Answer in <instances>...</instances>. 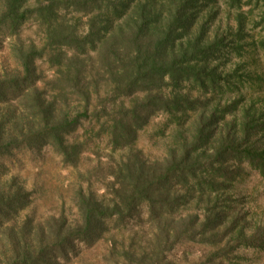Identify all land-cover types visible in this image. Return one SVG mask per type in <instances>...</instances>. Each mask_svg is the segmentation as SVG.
<instances>
[{
    "label": "trees",
    "instance_id": "1",
    "mask_svg": "<svg viewBox=\"0 0 264 264\" xmlns=\"http://www.w3.org/2000/svg\"><path fill=\"white\" fill-rule=\"evenodd\" d=\"M258 50L264 0H0V264H86L98 246L93 264L191 248L223 264L261 246L230 193L244 165L264 179V98L242 105ZM158 114L171 129L150 159L135 145ZM46 148L77 184L69 212L36 218L11 169Z\"/></svg>",
    "mask_w": 264,
    "mask_h": 264
},
{
    "label": "rangeland",
    "instance_id": "2",
    "mask_svg": "<svg viewBox=\"0 0 264 264\" xmlns=\"http://www.w3.org/2000/svg\"><path fill=\"white\" fill-rule=\"evenodd\" d=\"M33 30H29L31 34ZM244 59V58H243ZM246 69L252 72L250 84L251 92L243 89V106L249 107L250 100L262 96L264 98V51L258 50L257 54L246 56L250 61ZM239 58L232 61L237 62ZM238 94V93H237ZM228 117V116H227ZM166 116L158 114L150 120L148 125L140 130L135 147L150 159L161 157L165 154L168 144V133L171 127L166 124ZM264 135H258V146L264 142ZM257 139V140H258ZM119 152L118 154H120ZM86 164L89 160L85 161ZM84 166L81 168L83 169ZM11 174L16 175L23 182L26 189L32 192L31 203L25 211L36 218H45L49 214L65 210L69 212L72 207L71 196L77 184L75 169L62 165L59 156L49 148L35 156H25L11 169ZM231 205L243 207L254 217L250 220L246 230H253L256 224L264 228V179L258 171L248 165L243 166L241 178L236 179L233 186ZM72 210L70 213H73ZM105 246L85 252L83 259L93 264L102 258ZM197 249H189L185 253L174 251L175 264H189L192 258L198 255ZM223 264H264V243L261 246H238L225 255ZM88 262H85L86 264Z\"/></svg>",
    "mask_w": 264,
    "mask_h": 264
}]
</instances>
